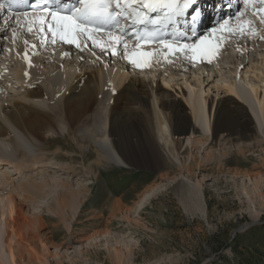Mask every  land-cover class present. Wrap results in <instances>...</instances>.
<instances>
[{"label":"bare ground","instance_id":"6f19581e","mask_svg":"<svg viewBox=\"0 0 264 264\" xmlns=\"http://www.w3.org/2000/svg\"><path fill=\"white\" fill-rule=\"evenodd\" d=\"M20 23L4 22L0 15V166L12 168L21 179L15 184L5 173L0 175V264L32 260L49 264L43 242L47 237L41 232L44 215H23L24 203L55 191L54 213L67 220L86 197V184L74 189L68 178L48 174L33 178L43 171L61 169L68 176L84 171L97 177L104 163L167 170L160 176L178 171L181 176L174 189L188 192L192 199L187 203L180 197L185 210L205 217L199 182L182 173L211 167L221 171L230 150L219 155L208 151L200 163L194 154L192 161L180 159L195 143L208 142L211 148L221 141L253 139L233 153H258V164L246 172L254 180L264 169V40L259 39L264 22L247 18L230 34L206 30L191 40L189 44L202 35L209 37L217 46L211 62L194 61L190 52L173 55L159 46L143 49L153 52L145 67L128 59L135 49L127 44L126 54L122 45L110 42V36L99 37L105 51L87 38L84 49L43 45L33 28L31 32L29 27L16 28ZM113 47L117 55L110 54ZM193 69L197 72L192 79L187 73ZM178 72L181 85L174 79ZM157 74L160 82H155ZM69 141L76 148L69 155L80 154L78 168L71 165L75 157L62 153V142ZM63 160L69 164L61 165ZM126 206L119 198L112 209L122 211ZM38 242L42 255L31 247Z\"/></svg>","mask_w":264,"mask_h":264},{"label":"rangeland","instance_id":"374dc122","mask_svg":"<svg viewBox=\"0 0 264 264\" xmlns=\"http://www.w3.org/2000/svg\"><path fill=\"white\" fill-rule=\"evenodd\" d=\"M195 69L187 73L192 79L197 72ZM177 74L174 79L181 85L182 75ZM139 75L150 76L148 73ZM154 78L155 82H160V76ZM252 142L253 139L247 138L237 142L221 141L211 148L208 142H197L180 156L189 162L194 154L200 163L205 161L208 151L219 155L223 149L230 150L228 163L221 171L211 167L208 171L196 168L182 173L191 181L199 182L206 203L205 217L185 210L180 197L187 203L192 199L188 192L183 194L174 189L180 172L168 171L160 176L167 170L130 168L113 163L101 165L97 177L84 171L68 176L61 169L43 171L33 177L39 180L45 174L55 175L70 179L74 189L82 184L88 186L78 212L67 220L54 213L55 191L24 203L22 213L27 217L32 212L44 215L41 232L47 237L43 242L49 250L45 255L49 264H264V169L254 180L246 172H252V167L258 164V153H233L238 145ZM62 144L65 145L62 153L75 157L71 165L78 168L80 154L69 155L71 150H76L75 145L71 141ZM60 164L69 163L63 160ZM233 169L240 172L234 173ZM4 173L15 184L21 180L18 174H13L12 168L2 165L0 175ZM8 185L10 189L11 182ZM0 188H3L1 184ZM119 198L127 203L126 209L114 212V202ZM40 245L38 242L31 247L42 255L45 252L39 249ZM29 263L38 264L35 260Z\"/></svg>","mask_w":264,"mask_h":264},{"label":"snow or ice","instance_id":"6c2138e0","mask_svg":"<svg viewBox=\"0 0 264 264\" xmlns=\"http://www.w3.org/2000/svg\"><path fill=\"white\" fill-rule=\"evenodd\" d=\"M49 2L50 0H35V4L31 6L37 7L42 13V15L36 18L40 23L39 31L50 33L51 39L49 42L52 44H55L57 37H59L61 41L69 45H75L80 49V38L86 37L91 41L94 39V34L103 32V29L98 27L99 25L118 23L121 16L131 17L141 23L156 25L161 22L160 19L150 17L149 13L167 9L166 16H171L173 13L179 14L181 5L184 6L185 10L194 0H80L81 7L73 9L71 14L50 9L48 7ZM26 3L27 0H0V12H3L5 8L8 11H12L13 8H18ZM243 3L247 5L250 3V0H243ZM259 3L264 4V0H259ZM135 5H140L141 7H134ZM259 11L264 12V9H260ZM49 21L51 22L49 23ZM261 21L264 22V16L261 17ZM227 24L228 20L225 19L220 24V28H224ZM28 31H32L31 26H29ZM211 31L215 33L217 29L214 27ZM154 36V33H146L143 39L145 42H150ZM138 39L141 38L138 37ZM259 39L264 40V35H261ZM110 42L118 46L122 45L127 54V42H123V37L110 34ZM156 42L173 55L176 53L188 54L190 52L191 59L194 61L200 59L211 62L212 58L216 55L217 46L211 44L207 35L200 36L197 42L190 44H177L171 40L164 39H159ZM96 44L101 48V51L106 50L99 41H96ZM140 47L141 44L136 45L137 49ZM110 54L117 55L118 53L113 47ZM152 56V51H133L128 55V59L132 64L140 67L142 62L147 61Z\"/></svg>","mask_w":264,"mask_h":264}]
</instances>
